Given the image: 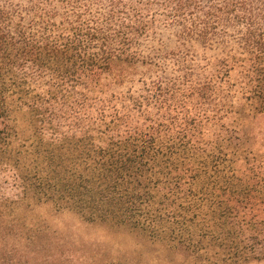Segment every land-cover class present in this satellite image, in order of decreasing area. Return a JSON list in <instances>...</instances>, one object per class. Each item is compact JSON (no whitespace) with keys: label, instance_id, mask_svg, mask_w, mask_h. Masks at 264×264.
I'll list each match as a JSON object with an SVG mask.
<instances>
[{"label":"trees","instance_id":"16d2710c","mask_svg":"<svg viewBox=\"0 0 264 264\" xmlns=\"http://www.w3.org/2000/svg\"><path fill=\"white\" fill-rule=\"evenodd\" d=\"M248 119L264 120V0H0V264L23 262L29 228L8 217L32 202L196 264L264 260Z\"/></svg>","mask_w":264,"mask_h":264},{"label":"rangeland","instance_id":"374dc122","mask_svg":"<svg viewBox=\"0 0 264 264\" xmlns=\"http://www.w3.org/2000/svg\"><path fill=\"white\" fill-rule=\"evenodd\" d=\"M194 48L197 50V46ZM165 71H172L169 64ZM141 73L139 67L129 79H137ZM237 76L236 70L229 73L235 91H238ZM235 96V105H239L240 93ZM233 119L231 116L226 122L233 123ZM19 123L24 125V119L20 117ZM246 127L253 129V147L264 152V120L248 119ZM8 220L29 228L23 231L26 240L20 242L22 246L19 243L20 252L13 255H22L23 262L8 264H196L180 250L150 240L127 226L87 220L51 202L18 206ZM248 264H264V260Z\"/></svg>","mask_w":264,"mask_h":264}]
</instances>
